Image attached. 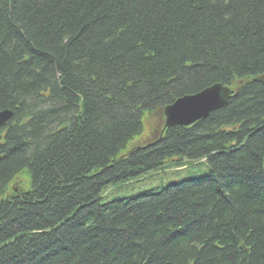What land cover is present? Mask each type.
Listing matches in <instances>:
<instances>
[{"label":"trees","instance_id":"1","mask_svg":"<svg viewBox=\"0 0 264 264\" xmlns=\"http://www.w3.org/2000/svg\"><path fill=\"white\" fill-rule=\"evenodd\" d=\"M3 110L0 264H264V0H0ZM174 160L206 173L103 199Z\"/></svg>","mask_w":264,"mask_h":264},{"label":"rangeland","instance_id":"2","mask_svg":"<svg viewBox=\"0 0 264 264\" xmlns=\"http://www.w3.org/2000/svg\"><path fill=\"white\" fill-rule=\"evenodd\" d=\"M160 118L161 116L158 112L148 115L145 119V126L147 129H151L149 134L152 135L153 138L158 135L161 129ZM146 140L145 137H141L133 142L131 146L141 145L145 143ZM174 161L175 164H170L164 170L157 173H149L146 176L129 181L128 183L106 188V192H103V195L105 193L103 199L111 201L118 198H131L147 192H158V190L167 185L179 183L182 180L199 178L206 173V169L202 167L200 162H187L186 160ZM21 177H18L16 182L19 183ZM21 183H25V181L23 180Z\"/></svg>","mask_w":264,"mask_h":264},{"label":"water","instance_id":"3","mask_svg":"<svg viewBox=\"0 0 264 264\" xmlns=\"http://www.w3.org/2000/svg\"><path fill=\"white\" fill-rule=\"evenodd\" d=\"M230 93V89L214 84L193 95L176 99L159 112L161 130L175 126L187 127L205 119L210 113L226 104ZM12 115L9 110L0 112V128L6 125Z\"/></svg>","mask_w":264,"mask_h":264}]
</instances>
